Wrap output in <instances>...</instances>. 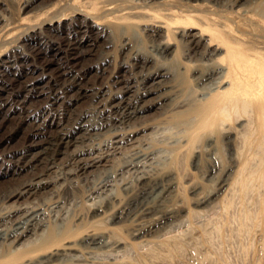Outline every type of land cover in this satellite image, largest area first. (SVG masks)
<instances>
[{
	"label": "bare ground",
	"instance_id": "obj_1",
	"mask_svg": "<svg viewBox=\"0 0 264 264\" xmlns=\"http://www.w3.org/2000/svg\"><path fill=\"white\" fill-rule=\"evenodd\" d=\"M40 1L44 0H26L24 7ZM135 2L99 0L105 12L101 16L91 12L86 15L98 27L107 24L120 32L136 26L140 33L156 38L142 52L125 37L120 49L121 63L107 81L85 82L92 72L100 73L102 78L112 60L109 53L99 54L89 46V40L97 37L90 35L94 30L86 20L77 18L63 38L52 36L48 29H58L60 23L58 15L52 13L39 20L36 33H24L10 45L5 39L9 23L0 18V23L5 22L0 24V91L9 89L5 96L0 94V165L25 175L19 186L0 194V201L4 197L20 199L33 195L48 183L61 182L64 191L75 193L81 175L100 166L135 133L175 127L170 123L181 114L192 119L187 126L178 125L183 134L167 144L169 153H173L167 166H161L160 158L156 159L164 149L155 147L157 141H146L147 147L140 143L131 155L120 160L123 171L144 165L150 168L141 176L134 175L135 182H126L124 174L121 194L109 189L115 173L102 170L100 176L105 175V179L101 180L103 185L98 183L101 187L96 191L103 190L105 197L101 195L98 201L87 204L91 194L85 199L74 194L78 200L72 207L65 206L66 198L53 203L59 213L65 211L59 214L62 223L59 220L58 226L49 224L48 232L37 237L40 242L34 238L30 241V237L37 235L49 209L37 202L29 206L35 199L27 202L28 207L17 203L2 205L0 264H144L146 257L156 258L161 250L175 254L185 247L187 243L176 236L177 232L172 233L175 225L189 222L188 226H192L194 218L205 217L216 206L226 212L228 219V209L237 196L246 204L240 230L248 235L252 260L256 264L264 261V0ZM177 38L184 43L185 59L195 58L190 69L194 96H183L178 84L166 80L172 74L167 61L175 57L176 48L181 49V45L176 47ZM55 44L59 46L53 53ZM150 58L158 61L154 67L148 66ZM37 61L42 63L44 72L55 62L57 71L49 79L36 77L32 62ZM188 65L185 62L180 67L185 71ZM144 110L152 114L144 116ZM20 137L26 142L24 147L7 146ZM219 142L226 146V158L218 156L217 149L214 151ZM191 151L197 169L200 158L207 155L205 183L192 185L190 197L184 198L186 194L183 197L180 193L173 199L172 192L185 186L179 180L181 162ZM57 168L63 169L60 174L56 173ZM53 173L56 178H51ZM61 188L57 190L60 192ZM134 215L143 219L130 225ZM208 223L202 228L194 226L201 228H196V234L218 237L217 232L221 233L228 222L206 227ZM257 231L261 235L259 241ZM126 236L131 239L128 243ZM21 243L23 247L18 249ZM127 249L134 250L135 255L129 256ZM120 250L121 257L115 253ZM104 253L108 259L101 258Z\"/></svg>",
	"mask_w": 264,
	"mask_h": 264
},
{
	"label": "rangeland",
	"instance_id": "obj_2",
	"mask_svg": "<svg viewBox=\"0 0 264 264\" xmlns=\"http://www.w3.org/2000/svg\"><path fill=\"white\" fill-rule=\"evenodd\" d=\"M96 1L97 0H44L42 2L40 1L39 3H37L36 5H33L31 7H24L26 5V0H2V2H0V8H1L0 18L4 17L9 23L8 34H6L5 39L7 40V43H11L10 45H12L14 42L19 40L20 37L24 33H29L30 35L36 33L37 29H39L37 26L39 20L42 17H47L48 15H51L52 13L58 15L57 19H59L58 21H60V23L58 24L59 28L58 29H48V30H50V34L52 36H62V38H63L64 36H66L68 34L67 27L71 23L73 24L77 18H82V19L86 20L87 22H89L90 24H92L91 29L94 31H91L90 35L91 36L93 35V38L97 37L95 39V41L89 40L90 45L89 44L88 45L93 46L95 48V50H98L99 54L102 51H104L106 53H109L112 56L111 63L106 65L107 70L102 72V76H103L102 78L99 75L100 73L92 72V73H88V75L86 76L85 82H88L89 80H94V79L107 81V80H109L112 71L116 67L118 68L119 63H121V57H120L121 51H120V49H121V45H122L125 37L130 38L131 44H133L135 48H141L142 52H144V50H147L148 45L154 43L156 38L154 36H150V35L140 33L139 29L136 26L131 27V28L122 29L120 32L114 31L107 24H104L101 27H98V25L95 26L93 19L86 18V15H89L88 13L91 12L97 16H101L106 10V8H102L100 6L99 0H98L96 5H92V3L96 2ZM124 1L131 3V4L136 3L135 0H124ZM137 1H139V0H137ZM262 8H264V4H263ZM3 23H5V22L3 21L0 24L2 25ZM46 28H50V26L46 25ZM246 29L248 30V28H246ZM97 31H104V33L99 34ZM160 34H162V32H160ZM179 45H181V49L176 48V51H178V52L176 53L175 57L173 59L167 61L168 62V64H167L168 68L170 69L172 74L166 76V80L168 82H174V83L178 84L180 89H181V93L183 96H194V95H192L193 73L190 71V69H191V66H193L192 64L194 63L195 58H193V60H191V61L185 59V56H186L185 51L186 50H185L184 43L181 40H178V38H177L176 47ZM58 46H59L58 44H55L54 48H52L51 51L53 53H56ZM9 50H11V48H9L8 51ZM61 52H63V51H61ZM122 53L123 52H121V54ZM222 54H224V52H222L220 55H222ZM144 59L147 60L146 57ZM157 62H158L157 59L150 58V59H148V66L154 67ZM185 62H187L189 65L186 67V70L183 71L180 66H181V64L183 65ZM94 63H97V60H94ZM197 63H199V62H196V64ZM32 64L34 65L33 74L36 77H40L43 79H49L50 75L53 74V72L57 71L56 70L57 64L55 62L50 63V65L47 67L48 69L45 72L42 69L43 66H42V63L40 61L32 62ZM200 67L203 68V66H200ZM126 68H127V65L124 66L123 70H125ZM15 72H17L16 69H14V73ZM39 87L40 86H38L37 89ZM17 88H18V86L16 87V89ZM7 91L2 90V91H0V94L5 96ZM142 114L145 116V115L152 114V113H150L147 110H144L142 112ZM183 116H185V117H183ZM149 118H145V119L143 118V121H146ZM188 118H189V120H187ZM191 121H192V119H191L190 115H182L181 114L180 118L177 117L176 121H173L172 123H170V125H174L175 127L166 126L168 129L166 127H163V128H157L155 130L154 129H148L145 131L135 133L132 140L128 141L127 144H123V146H124L123 148L118 149L115 152V154L109 156L106 160H104L102 162L101 165L98 164L100 166L91 167L86 172L87 174L84 173L85 175L84 174L81 175V178L78 181L79 185L77 184L78 182L76 183V185H78L77 186L78 188L76 187V189L77 190L79 189L78 192L76 189H75V193H73L72 190H66L67 192L64 191L63 186L61 185V182L59 183V185L58 184L56 185L55 183H48V184H45L44 187L39 192H36L33 195H26L20 199H16L13 197L12 198L11 197H7V198L4 197L0 201V209L2 208V205H13L15 203L22 204L23 207H28L27 202H29V201L31 202L34 199L36 201L34 200L32 202V204H29V206L34 205L35 204L34 202H37L38 205L40 203L41 206H44L46 209H49V211H47V213L48 214L50 213V214L47 217V219L44 220V223L39 227L40 229H37V235L30 234V236L32 235L30 237L31 238L30 241H33V238H34V240H36L37 237L39 236V234H40V236H43L44 233L48 232L47 230L49 229L48 228L49 224L52 223L54 226L55 225L58 226L59 224L62 223V221L60 220L59 214L63 215L65 213V211H62V213L61 212L59 213V208H55L53 203L57 204L56 202H59L61 199L66 198L67 203L65 204V206L72 207L75 204V202H77L76 200H78V199H75L74 194H76V196L78 195L77 197L82 196L81 198H83V199H85V196L87 198L91 194V197H88L89 200L87 199V204L88 203L91 204V203H94L95 201H98L99 200L98 197L101 195L103 197L106 196V194L103 192V190H100L99 192H97L98 189L101 187V185H103L101 180L105 179V178H102V177H105V175L100 176L102 173V170H110L111 169V172H113V174L115 173L114 174L115 176L113 175L110 178L111 179L110 183H112L111 185L113 187L110 185L109 189L113 190V192L117 193V194H121L122 191L120 190V188L123 186L125 181L126 182L134 181L135 182L136 180H134L133 178L136 177V174L138 177V176L143 175L144 171H147V170L150 171V168H146L145 165L143 167L139 166L138 169L134 168L128 172L126 170L125 171L120 170V168H121L120 165H122L121 161H123L125 156L131 155V152L134 149H138L140 143L143 145H146L148 142L151 144L152 141L153 142L157 141V143L155 142V147L164 148V149L158 154L159 157H157L156 159L158 161L160 158L158 163L160 165L163 164L161 166H167L169 164V162L171 161V157L173 155V153H169L170 150L167 149L168 148L167 144L169 142H172L173 140L179 138L183 134L181 131L183 128L179 127L178 125L183 124V125L187 126L189 124V122H191ZM157 122H158V119L156 121H153L152 124H156ZM169 127H170V129H169ZM167 132L168 133L170 132V134H168ZM162 138H163V140H162ZM146 141H147V143H146ZM156 144H157V146H156ZM200 144L204 145L203 140L200 141ZM25 145H26V142H25V140L23 141L21 139V137L20 138H14L11 141H9L7 144V146H9V147L12 146V148H17V149L22 148ZM146 147H147V145H146ZM36 150H38V149H35V151ZM215 150H216V153L218 154V156H224L225 158L227 157L226 156L227 150H226V146L224 144L219 142L218 145L216 146V148L214 149V151ZM193 152L194 151H191L190 154L185 155V158L181 162V167L183 168L184 171L182 170V172L179 174V176H180L179 180L182 181L181 183L182 184L184 183L183 185H185V186H184V188L182 186H181V188H179L181 190V192L179 189H178V191L172 192L173 199L176 197H180L179 196L180 193L182 194V196L183 195L185 196V194H186V196L185 197L183 196V197L188 198L191 196L190 189H191L192 185H195V186L204 185V183H205L206 173L204 170H205V166L207 164L206 160H208L207 155L204 154L203 158H200L199 163H198L199 168L197 169V168H194V166H193V159H192ZM60 167H63V165L61 166V164H60ZM116 167H117L118 171H117ZM14 169L15 168L7 169L5 167H2V165H0V170H3V172H4L2 174L0 172V192H1L0 194L1 195L8 193L11 190H13L14 188H16L17 186H19L20 182L23 180V178H25L24 174H19L16 171H14ZM61 170H63V169L57 168L56 173L60 174L62 172ZM133 171H134V173H133ZM137 171H138V173H137ZM54 174L55 173H53V175L51 174V178L52 177L56 178L57 174L56 175H54ZM123 175H124L123 178H125L124 179L125 181L122 178ZM134 175H135V177H134ZM181 177H183V178H181ZM114 180H115V182H114ZM98 183H100L101 185ZM177 183H179V182H177ZM194 183H196V184H194ZM199 183H201V184H199ZM98 185H100V186H98ZM188 185L190 187V188L188 187L189 189L187 188ZM59 187L60 188L62 187L61 188L62 192L60 191L61 193L59 192V190H57ZM90 189H92V190H90ZM115 189L117 191H115ZM86 191H87V194H86ZM104 191H106V188L104 189ZM90 192H93V193H90ZM59 193L61 195H59ZM60 196H62V197H60ZM90 198H93L94 201ZM99 198L101 199V197H99ZM236 198L237 199H234V200H236V202L233 200L236 204L232 201V203L229 207L230 209H228V217H229L228 219H226L227 214H224L226 212L222 211L220 206H216V208H213L212 210L208 211L207 214L205 215V217L202 216V217L194 218L192 220L194 225H193V223H191L192 226H190V225L188 226L189 222H185V224L182 223L181 226L175 225L172 233H173V235H175L177 232L176 236H178L180 238V240L183 241V243H187V244H185V247L181 248V250H179L175 254H169L167 251L161 250L160 255L156 258L151 257V256L146 257L144 264H256L252 260L253 259V255L251 253L252 251H251V249L248 248L249 242H247V240L250 241L249 238L247 237L248 235L245 233H242L240 230L241 220H242L241 219V212L243 210V207L246 206V204H245V202L240 201V199H241L240 197L237 196ZM43 200H45V202ZM47 200L50 202H48ZM238 200L241 203L238 202ZM233 203H234V205H233ZM238 204H239V208L237 206ZM232 205H233V207H232ZM231 207H232V210H231ZM233 210L234 211L236 210L237 213L234 212ZM211 211H213V212H211ZM219 211L222 215H220L218 213ZM231 212H232V214H231ZM229 213L231 214V216ZM233 214H234V216H233ZM50 215L52 217L51 219H50ZM216 215H218V216L215 219L214 216H216ZM219 215L222 217L223 221H222V219L220 220ZM224 215H225V217H224ZM55 216L57 217V219ZM208 216H209V218H208ZM135 217H136V215L132 216L133 219H131L130 225H136V222H138V221L140 222L143 219L142 217H140V215H137V218H135ZM210 217L213 218L214 220L210 219ZM232 217H234V218L236 217V218L232 220ZM217 218H218V220H220V223L218 222ZM237 218H238V221H237ZM59 220L61 223L59 222ZM56 221H58V222H56ZM201 221H203V222H201ZM208 221L210 222V225H209ZM213 221H214V223H213ZM221 221L223 222V224L226 221V223L228 222L229 225H228V223L224 224V227H226L228 225L226 228H224L223 225H220L226 231L221 227L222 228L221 233H223V234L217 232L218 237H217V235L216 236L214 235V234H216L214 232H213V235L215 237L210 235V234H205V235L204 234L203 235L202 234L201 235L196 234V232H197L196 230L198 229L200 231L203 225L208 223V225L206 227H208V226L213 227L215 225V222H216V224H218V223L222 224ZM55 223H57V224H55ZM195 223H196V225H195ZM45 224H48V225H45ZM236 224H239V225H236ZM197 225H201V228H199V226L196 227L197 229L194 228V226H197ZM3 228H5V227H3ZM179 229H181V231H178ZM186 229H187V231H186ZM236 230L237 231L239 230L238 231L239 233ZM43 231H44V233H43ZM179 233L180 234L182 233V235H179ZM190 233L193 236H191ZM255 233H254V235H255ZM259 233L260 232L257 231V234H259ZM219 234L224 235V236H222V238H221L219 236ZM198 235H200V236H198ZM203 236H204V238H203ZM205 236H207L208 238ZM256 236H257L258 241H259V237H261V235L259 234ZM193 237H195V239H193ZM201 237H202V239H200ZM212 237H213V239L210 240V238H212ZM39 238H41V237H39ZM137 240H139V239H137ZM129 241H131V239L128 236H126V243H128ZM22 242H24V241H22ZM36 242H40V241L36 240ZM22 247H23V245L21 243L18 245L17 248L21 249ZM121 250L118 252H115L118 254L119 257H121L123 255V252ZM130 250H132V249H127L126 252L128 251V254H130L129 256L133 257L135 255V251L134 250L130 251ZM130 252H132V254ZM117 254H114V255L117 256ZM119 254L120 255L122 254V255L120 256ZM106 255L107 254L104 253V255H101V258H103L104 260L108 259L107 257H109V256L108 255L106 256ZM251 260H252V262H251ZM260 263L264 264V261H262Z\"/></svg>",
	"mask_w": 264,
	"mask_h": 264
}]
</instances>
